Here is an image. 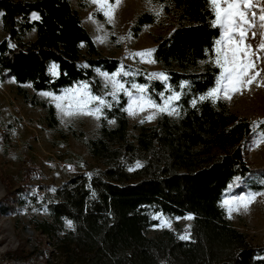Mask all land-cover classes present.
<instances>
[{
	"label": "trees",
	"instance_id": "16d2710c",
	"mask_svg": "<svg viewBox=\"0 0 264 264\" xmlns=\"http://www.w3.org/2000/svg\"><path fill=\"white\" fill-rule=\"evenodd\" d=\"M153 1L177 21L154 49L167 81L104 54L72 0H0V22L7 34L0 41L1 82L14 80L26 98L27 86L36 97L87 82L106 101L99 132L89 142L97 164L80 157V172L31 193L35 210L45 213L37 229L60 253L58 260L49 255L41 264H264V246H254L221 206L227 193L257 188L253 178L264 175V169H254L246 160V144L257 124L232 112L223 99L199 100L220 74L214 46L221 30L212 26L206 0ZM158 18L151 12L139 15L133 35ZM31 31L36 38L25 40ZM53 64L57 76L49 71ZM121 67L129 73L121 74L126 86L146 85V94L158 104L179 92V116L160 113L155 125H138L132 135L125 110L129 97L119 92L113 98L97 73L112 74ZM35 103L48 108L54 125L56 107ZM158 213L193 219L187 230L177 223L151 235L159 225ZM184 235L189 238L180 239ZM8 263L37 264L19 256Z\"/></svg>",
	"mask_w": 264,
	"mask_h": 264
},
{
	"label": "rangeland",
	"instance_id": "374dc122",
	"mask_svg": "<svg viewBox=\"0 0 264 264\" xmlns=\"http://www.w3.org/2000/svg\"><path fill=\"white\" fill-rule=\"evenodd\" d=\"M255 2L264 7V0H255ZM72 4L79 11L84 26L104 54L121 58L129 65L143 66L153 74L166 75L165 68L154 58V51L151 59L155 63H148L146 59L142 60L132 54L148 49L154 50L162 39L168 37L177 22L173 14L166 13L161 5L153 0H121L120 5L115 9L113 19L109 22L108 18L98 11V6L92 3V0H72ZM146 12H159L158 21L147 24L135 37L131 31L132 26L138 16ZM34 17L38 15L33 14L32 19H36ZM253 32L256 33L255 38L252 37ZM260 33L259 27L249 30L246 43L252 45L254 50L261 43ZM6 36L0 22V41ZM35 38L36 32L31 31L27 33L25 40ZM260 55L262 58L257 61V67L261 72L256 82L242 93L232 95L231 99H223L232 112L257 124L246 144V160L254 169H264V143L257 145L260 136L264 134V123H261L264 122V86H262L264 85V53ZM101 72L105 71H97L104 88L112 92L113 88L110 84L105 87L108 82L100 75ZM118 79L124 83L121 75ZM124 85L128 88L125 83ZM27 89L29 97L26 98L21 94L14 80L0 81V263L6 264H9L11 256L30 257L37 264L46 263V257L49 255L51 260H58L60 253L53 240L37 229V220L44 219L45 213L35 210L29 201L32 198L31 193H39L45 186L60 185L74 173L80 172V157L97 164L91 156L89 142L99 132L102 114L99 119L84 114L65 116L56 107V101L51 96L42 95L50 91H41L34 97L33 88L27 86ZM128 89L136 94L135 89ZM64 90L60 93H50L58 96L62 95ZM37 100L56 107L57 122L54 125L51 123L48 108L35 103ZM129 102L130 98L127 107ZM175 102L172 107L177 110L178 115L172 116L176 118L179 116V109ZM63 103L66 105L68 101ZM96 106L97 102H92L86 111ZM154 111L156 110L147 109L135 116L128 114L132 135L137 134L138 125L152 126L157 123L160 114L153 120L144 119ZM110 125L115 126V121L112 120ZM253 180L257 188L251 186L240 193L231 191L224 199L254 194L255 199L246 210L241 207L231 215L227 210L226 212L231 223L245 232L254 246L262 247L264 246V175L257 176ZM156 217L159 219V225L152 228L151 235L158 234L166 228L174 229L177 223L187 230L191 221L186 218L172 219L161 213ZM165 222H170L171 227L164 226Z\"/></svg>",
	"mask_w": 264,
	"mask_h": 264
},
{
	"label": "snow or ice",
	"instance_id": "6c2138e0",
	"mask_svg": "<svg viewBox=\"0 0 264 264\" xmlns=\"http://www.w3.org/2000/svg\"><path fill=\"white\" fill-rule=\"evenodd\" d=\"M92 3L98 6L100 11L109 22L114 17L115 9L120 5L121 0H92ZM209 8L214 16L212 26L221 30V36L215 41L214 53L215 64L220 69V74L216 80V84L205 95L199 97L200 101L211 100L215 103L218 99H231L232 95L242 93L246 88H250L260 76L261 70L257 67V61L262 57L260 53H264V7H261L255 0H206ZM258 9V12H257ZM159 15V12L155 13ZM37 18L38 17H34ZM257 20L259 24L257 25ZM259 27L261 29V43L254 50L252 45L246 43L249 38V30ZM256 33H252L255 38ZM103 42V40H101ZM154 50L148 49L133 53V56L146 59L148 63H155L151 59ZM49 71L53 76H57L58 66L53 64ZM97 71H99L97 69ZM123 74L128 76L129 73L121 67L117 72L108 74L101 72L100 75L108 82L105 87L110 84L113 91L110 95L116 98L117 93L124 92L130 98L128 107L125 109L129 115L135 116L147 109H155L156 111L147 115L145 120H153L160 113L169 115H178L177 110L172 107L173 102L180 99V93L174 92L163 98V102L158 104L156 101L146 95L147 86L131 84V89L136 90L134 94L131 90L121 83L118 77ZM150 78H159L167 81L168 77L163 73L151 74ZM264 86V85H262ZM45 96H51L56 101V107L65 116H73L76 114H84L95 116L97 119L102 114V106L106 105V101L100 97L93 95L87 82H81L79 85L69 89H65L62 95H54L50 92L42 93ZM163 97V93L160 94ZM68 101L65 105L63 102ZM92 102H97V106L92 110H87ZM193 106L196 101L194 100ZM110 107V105H107ZM111 122V121H110ZM144 120L141 121L143 123ZM264 123V122H261ZM264 143V134L257 141ZM136 167H141L139 163ZM132 170V169H130ZM238 179V178H237ZM233 186L229 185V189ZM255 199L254 194L238 195L231 198H225L221 202V206L225 207L229 215L233 211H239L241 207L245 210L249 204ZM186 219H193L191 215ZM67 226L72 227V222L67 221ZM164 226L171 227L170 222H165ZM187 235L181 236L180 239H188Z\"/></svg>",
	"mask_w": 264,
	"mask_h": 264
}]
</instances>
